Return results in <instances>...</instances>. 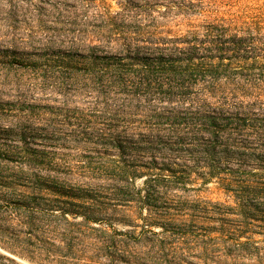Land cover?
<instances>
[{"label":"rangeland","instance_id":"1","mask_svg":"<svg viewBox=\"0 0 264 264\" xmlns=\"http://www.w3.org/2000/svg\"><path fill=\"white\" fill-rule=\"evenodd\" d=\"M184 52L172 94L144 89L148 57ZM241 172L264 173V0H0V257L140 232L147 181L172 223L217 235Z\"/></svg>","mask_w":264,"mask_h":264},{"label":"trees","instance_id":"2","mask_svg":"<svg viewBox=\"0 0 264 264\" xmlns=\"http://www.w3.org/2000/svg\"><path fill=\"white\" fill-rule=\"evenodd\" d=\"M254 25L259 24L254 22ZM134 48L138 50L137 46ZM126 51L132 52V49ZM186 54L175 59L161 56L148 57L147 60L150 62L144 65V72L148 75V78H144L146 84L144 89L155 90V94L159 95L172 94L176 81L173 77L169 78V83H166L164 77L186 73L182 70L184 62H187L186 67L193 70L198 66L193 62L196 57ZM126 56L131 59L138 58L132 55ZM178 76L184 79L182 75ZM183 82L184 86L178 88L185 89L192 86L189 80ZM166 85L167 89L164 88ZM240 121H242L241 126L257 127L256 122L259 118L243 117ZM155 182L156 180H153V183ZM146 185L149 190H145L146 195L140 197V202L148 211V216L144 217L140 232L121 231L101 238H77L67 243L69 252L61 255L59 262L61 264H192L191 259H196L202 264H264V173L241 172L237 175V227L219 229L214 236V229L210 227L198 233L193 229L189 230L185 223H172L170 213L163 211L159 205L161 198H153L157 186L149 185L148 181ZM53 210L46 209L44 212L54 215ZM157 228H161V231H156ZM80 234L83 235L84 232L80 231ZM198 250H201L199 255ZM10 263L9 259L0 257V264Z\"/></svg>","mask_w":264,"mask_h":264}]
</instances>
